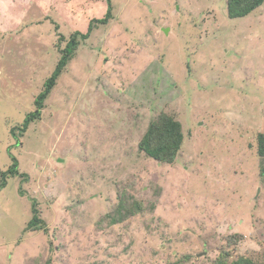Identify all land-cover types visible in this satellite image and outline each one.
<instances>
[{
  "label": "rangeland",
  "instance_id": "374dc122",
  "mask_svg": "<svg viewBox=\"0 0 264 264\" xmlns=\"http://www.w3.org/2000/svg\"><path fill=\"white\" fill-rule=\"evenodd\" d=\"M111 3L23 133L59 37L108 3L0 0V171L23 175L0 176V264L264 262V4L230 19L227 0ZM161 113L183 127L173 164L138 148ZM124 199L143 209L127 218ZM33 204L45 227L25 232Z\"/></svg>",
  "mask_w": 264,
  "mask_h": 264
},
{
  "label": "trees",
  "instance_id": "16d2710c",
  "mask_svg": "<svg viewBox=\"0 0 264 264\" xmlns=\"http://www.w3.org/2000/svg\"><path fill=\"white\" fill-rule=\"evenodd\" d=\"M108 10L103 18L93 19L90 22L87 33H75L70 36L68 40L65 37H59V42H66V46L61 49V58L57 64L55 72L50 76L46 83L44 90L36 97V110L27 115L24 122L22 132L29 129L31 123L40 120L42 110L45 108L46 101L56 87L60 76L65 72L68 64L74 58L75 53L81 45V42L90 38L93 30L100 25H108L113 19V6L111 0H107ZM264 4V0H227V15L230 19L245 18ZM173 115L161 113L154 121L151 122L147 131L140 139L138 148L148 157L160 162L162 164H173L179 152L182 149L184 142L183 127L180 121L175 119ZM15 134V131H12ZM257 153L258 156L264 159V133L257 136ZM23 176L18 170V162L14 159L12 167L7 172H1L0 176L3 178L2 186H6V175ZM264 175V168L262 169ZM119 212H123L125 216H134L143 209V204L140 201H134L131 205L124 200L120 202ZM33 218L28 223L26 231H38L45 227L44 221L40 217V211L36 204H33ZM128 218V217H127ZM45 230V229H44ZM238 236H232L230 243L236 242ZM231 252L221 254V259L215 261V264H264L255 262L252 258L240 256L236 259H230ZM228 257L226 259L225 257ZM46 264H51L48 261Z\"/></svg>",
  "mask_w": 264,
  "mask_h": 264
},
{
  "label": "water",
  "instance_id": "95a60500",
  "mask_svg": "<svg viewBox=\"0 0 264 264\" xmlns=\"http://www.w3.org/2000/svg\"><path fill=\"white\" fill-rule=\"evenodd\" d=\"M166 31V30H165Z\"/></svg>",
  "mask_w": 264,
  "mask_h": 264
}]
</instances>
